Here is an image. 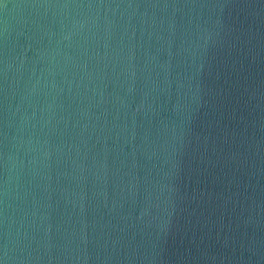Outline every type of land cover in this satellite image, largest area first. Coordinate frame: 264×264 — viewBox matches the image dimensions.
Returning a JSON list of instances; mask_svg holds the SVG:
<instances>
[{
	"label": "water",
	"instance_id": "95a60500",
	"mask_svg": "<svg viewBox=\"0 0 264 264\" xmlns=\"http://www.w3.org/2000/svg\"><path fill=\"white\" fill-rule=\"evenodd\" d=\"M0 264H264V0H2Z\"/></svg>",
	"mask_w": 264,
	"mask_h": 264
},
{
	"label": "snow or ice",
	"instance_id": "6c2138e0",
	"mask_svg": "<svg viewBox=\"0 0 264 264\" xmlns=\"http://www.w3.org/2000/svg\"><path fill=\"white\" fill-rule=\"evenodd\" d=\"M0 2H2V0H0Z\"/></svg>",
	"mask_w": 264,
	"mask_h": 264
}]
</instances>
